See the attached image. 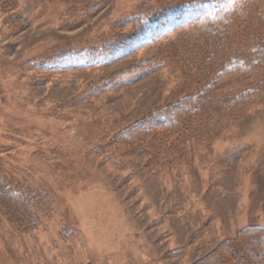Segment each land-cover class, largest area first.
<instances>
[{"label":"rangeland","instance_id":"obj_1","mask_svg":"<svg viewBox=\"0 0 264 264\" xmlns=\"http://www.w3.org/2000/svg\"><path fill=\"white\" fill-rule=\"evenodd\" d=\"M181 1L0 0V178L51 201L29 231L0 210V264H194L264 228V100L160 153L135 154L121 135L194 92L195 67L210 65L188 71L158 48L100 60V47ZM64 54L85 67L53 71Z\"/></svg>","mask_w":264,"mask_h":264},{"label":"trees","instance_id":"obj_2","mask_svg":"<svg viewBox=\"0 0 264 264\" xmlns=\"http://www.w3.org/2000/svg\"><path fill=\"white\" fill-rule=\"evenodd\" d=\"M133 25L129 34L118 35L100 47L103 58L93 57L108 60L116 57L118 49L124 57L141 48H158L165 56L156 57L158 61L175 59L176 65L184 64L181 68L188 71L194 67L193 61L210 65L206 70L195 67L203 75L194 92L158 108L121 134L125 143L136 148L133 153H160L177 141L172 139L175 134L189 130L195 134L210 123L234 119L264 100V0H184L158 19H138ZM77 55L55 57L49 66L53 71L84 68L81 61L85 56ZM153 69L139 68L133 81H140ZM244 78L253 81L236 92L217 94L226 80ZM50 203L46 194L25 193L0 178V210L20 229L38 227L39 214ZM194 264H264V228L243 230Z\"/></svg>","mask_w":264,"mask_h":264}]
</instances>
